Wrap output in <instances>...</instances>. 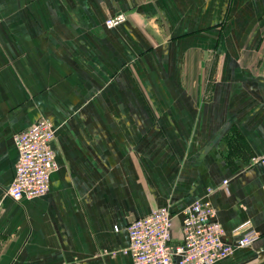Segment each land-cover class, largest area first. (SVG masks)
<instances>
[{
    "label": "crops",
    "instance_id": "1",
    "mask_svg": "<svg viewBox=\"0 0 264 264\" xmlns=\"http://www.w3.org/2000/svg\"><path fill=\"white\" fill-rule=\"evenodd\" d=\"M42 118L58 169L15 201ZM263 157L264 0H0V264H133L130 223L169 208L177 247L210 189L228 243L259 232L215 264H264Z\"/></svg>",
    "mask_w": 264,
    "mask_h": 264
},
{
    "label": "built area",
    "instance_id": "2",
    "mask_svg": "<svg viewBox=\"0 0 264 264\" xmlns=\"http://www.w3.org/2000/svg\"><path fill=\"white\" fill-rule=\"evenodd\" d=\"M127 20L117 14L106 20L110 28ZM55 129L52 122L42 118L29 129L14 136L19 152L15 178L7 194L15 201L46 196L50 191L51 175L58 169L53 148ZM264 164V157L262 158ZM227 183L226 181L224 182ZM196 200L186 211L183 220V243L174 247L173 215L163 207L128 226L130 254L133 264H215L232 255L236 248L248 247L259 239V232L245 223L233 231L235 244L225 240V230L217 221L216 210L209 198Z\"/></svg>",
    "mask_w": 264,
    "mask_h": 264
}]
</instances>
